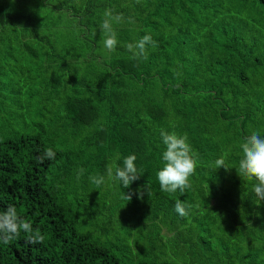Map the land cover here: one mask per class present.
Here are the masks:
<instances>
[{
  "label": "trees",
  "instance_id": "obj_1",
  "mask_svg": "<svg viewBox=\"0 0 264 264\" xmlns=\"http://www.w3.org/2000/svg\"><path fill=\"white\" fill-rule=\"evenodd\" d=\"M26 1L38 12L0 0V211L46 238L0 241V264H264V201L235 169L243 138L264 135V0ZM105 9L124 18L114 52ZM146 34L157 46L132 59ZM161 129L198 159L183 193L160 190ZM130 154L141 176L126 189L106 167Z\"/></svg>",
  "mask_w": 264,
  "mask_h": 264
},
{
  "label": "clouds",
  "instance_id": "obj_2",
  "mask_svg": "<svg viewBox=\"0 0 264 264\" xmlns=\"http://www.w3.org/2000/svg\"><path fill=\"white\" fill-rule=\"evenodd\" d=\"M104 19L100 25L102 44L108 52H114L118 45V34L113 24L123 22L122 14H114L112 9H105ZM129 23L134 22L129 18ZM153 48L157 46V42L152 39L150 34H146L135 43L126 45V49L132 53V59H147V46ZM160 136L165 150L162 152L163 167L157 172V179L160 190L168 193L180 191L183 193L186 189L191 188L190 178L194 175L198 166V159L193 153L188 136L186 133L178 134L175 131L168 132L164 129L160 130ZM241 150V158L238 166L235 168L237 174L248 181H255L253 184V192L260 201H264V135L259 130H253L250 135L243 138L239 144ZM56 153L51 147L47 148L43 155L37 159L43 163L45 159H55ZM119 156H117V160ZM137 157L130 154L123 158L122 165L116 162L110 163L106 167L107 179L120 182L126 189L137 181L141 173L136 166ZM215 167H225L224 157H220L215 161ZM85 169L81 168L77 174V180L84 174ZM90 183L97 188L106 182L105 175L99 173L89 176ZM148 188V185H146ZM142 198L143 190L138 189L137 192L126 194L122 193V200L130 201L132 196ZM192 205L181 200H176L174 210L181 217H187L190 213ZM215 214V213H214ZM23 231L27 235L26 243L38 244L43 243L45 234H42L39 228L33 229L32 223L23 218L17 208L9 204L6 210L0 211V241L8 244L18 237Z\"/></svg>",
  "mask_w": 264,
  "mask_h": 264
},
{
  "label": "rangeland",
  "instance_id": "obj_3",
  "mask_svg": "<svg viewBox=\"0 0 264 264\" xmlns=\"http://www.w3.org/2000/svg\"><path fill=\"white\" fill-rule=\"evenodd\" d=\"M13 3H15L18 7L16 9L18 10H27L29 12H38V9H36L37 5L36 4H33V2L29 1L27 2L26 0H22L21 2H17V0H13ZM50 18V12H47V16H46V20ZM66 29L69 30V32H72V27L70 26H66ZM262 44H264V42H262ZM2 63H1V60H0V72L3 71L2 67H1ZM12 66H14V69H15V64L14 62H11L8 64V68L11 69Z\"/></svg>",
  "mask_w": 264,
  "mask_h": 264
}]
</instances>
